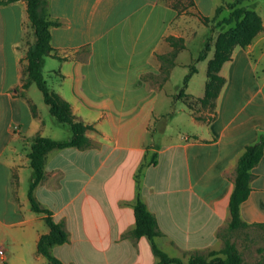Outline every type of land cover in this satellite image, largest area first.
Masks as SVG:
<instances>
[{
  "label": "crops",
  "instance_id": "0c3cea01",
  "mask_svg": "<svg viewBox=\"0 0 264 264\" xmlns=\"http://www.w3.org/2000/svg\"><path fill=\"white\" fill-rule=\"evenodd\" d=\"M202 1L213 11L202 13ZM234 1H223L220 19ZM44 6L56 23L49 28L53 50L45 57L54 65L45 82L90 126L88 146L46 154L33 190L68 236L50 253L65 264H154L150 241L129 235L137 195L162 234L157 246L170 257L186 264L192 253L220 250L237 161L264 137V2L253 3L262 31L247 46L234 47L220 67L224 84L212 109L198 102L215 39L212 23L200 17L215 15L221 6L215 0H46ZM198 25L209 29L200 51L209 38L211 48L204 60H195L199 51L182 61ZM168 36L182 40L174 57ZM34 41L26 1L0 3V264H50L37 253L49 229L30 208L28 152L33 136L71 137L67 124V131L45 124L16 92ZM192 64L196 71L184 95L166 91L174 70H184L183 83ZM43 66L44 60V78ZM154 154L156 164H150ZM251 174L239 216L264 232V147Z\"/></svg>",
  "mask_w": 264,
  "mask_h": 264
},
{
  "label": "trees",
  "instance_id": "16d2710c",
  "mask_svg": "<svg viewBox=\"0 0 264 264\" xmlns=\"http://www.w3.org/2000/svg\"><path fill=\"white\" fill-rule=\"evenodd\" d=\"M15 0H0V3H9ZM26 13L31 28L35 36V41L28 45L26 51L25 80L22 88H27L34 83L38 90L42 93L43 101L48 106V111L58 122L67 124L70 127L71 137L67 141H56L49 137L33 136L30 140L28 159L29 166L32 170V179L28 187L27 197L30 208L33 212L42 214L44 221L49 229L47 234L41 235L37 243V253L46 258L50 264H65L50 253V248L54 245L63 244L68 240L66 231L62 224L56 223L48 209L40 207L39 203L33 196V190L42 180L44 175V159L48 152L54 149H62L66 147L84 148L88 146L85 137V131L90 127L80 121H77L71 112L68 102L61 99L56 93L51 91L42 75V65L45 56L50 55L53 50L50 44V31L55 22L50 21L46 15L43 6L46 0H25ZM243 1L254 0H235L227 5L229 13L226 17L216 20L220 11L224 9V5L216 8L215 15L210 19L201 16L202 22H216L219 27L229 26L228 29L221 31L216 35L213 48V57L207 62L206 85L204 96L198 99V102L212 109L214 101L218 96L224 79L218 74L222 64L230 59L234 47H245L251 43L253 38L263 29L262 21L257 12L250 7L241 5ZM233 24V26H231ZM166 41L170 43L175 52L183 47L182 40L168 36ZM212 39L209 38L204 44L203 49L198 54L196 61L204 60L211 48ZM160 60L166 57L160 56ZM196 71L195 66L190 65L189 73L183 78V83L177 93V97L184 95V89L188 79L192 73ZM32 112H33V108ZM264 147V137L260 136L256 142L247 145L240 155L234 177V188L229 199L230 222L229 230L241 227H250L242 222L239 216V205L247 198L250 191V180L252 177L251 169L259 162ZM150 164H156V156L152 155ZM141 172V168L139 173ZM138 173V176H139ZM135 216V227L130 231L129 235L134 238L141 236L146 237L150 243L156 262L154 264H184L180 258L170 257L162 251L156 244L155 239L162 234L158 230L155 217L148 211L145 203L137 195L133 205ZM186 264H245L234 248L225 244L218 251H209L207 253H192L188 257ZM254 264H262L256 262Z\"/></svg>",
  "mask_w": 264,
  "mask_h": 264
},
{
  "label": "rangeland",
  "instance_id": "374dc122",
  "mask_svg": "<svg viewBox=\"0 0 264 264\" xmlns=\"http://www.w3.org/2000/svg\"><path fill=\"white\" fill-rule=\"evenodd\" d=\"M224 2H229L230 0H215L216 5H223ZM254 1H243L241 5L246 7H253ZM260 2H264V0H259ZM208 4L205 1L200 2V11L202 13L212 12L213 10L209 8ZM43 8L46 9V6H43ZM264 10V8H263ZM261 12V10H260ZM224 13V12H223ZM263 13V11L261 12ZM190 14V13H189ZM213 14V13H212ZM220 14L215 18L216 20H220ZM212 23V29L210 30V34L214 32V35H216L221 31V29H228L229 26H223L219 27L216 25V22ZM233 26V24H231ZM209 29L203 25H198V28L196 30V34L192 37V40L188 44V51H184L181 54V60L186 61L192 57H195L197 53L200 51L202 47V36L205 35V33H208ZM52 65H54V61L51 59L45 57L44 58V66H43V72H44V79L47 83H49V69L52 68ZM184 72V70H183ZM182 69L179 67L178 69L174 70L171 79L169 83L166 86V91H172V92H178L179 87L182 84V75H183ZM21 81L20 86L17 88L16 92L19 96L23 97V101L26 105H34L36 108V113L40 117L42 121L45 122V124H55V126H58L59 128H62L63 130H69L67 125L59 123L53 116L50 115L48 111V107L43 101L42 93L38 90L36 85L34 83H31L27 88L23 89L21 86L24 83L25 80V67H22L21 69ZM181 103H176L175 107L179 108L181 107ZM169 128H173V125H169ZM172 132V131H171ZM222 240H223V246L227 243L231 245L234 250L238 253L241 260L245 264H254L256 262H263L264 261V232L260 230L257 227H241L238 229H233L228 231H224L221 233ZM207 253V252H206Z\"/></svg>",
  "mask_w": 264,
  "mask_h": 264
},
{
  "label": "built area",
  "instance_id": "2783aa9c",
  "mask_svg": "<svg viewBox=\"0 0 264 264\" xmlns=\"http://www.w3.org/2000/svg\"><path fill=\"white\" fill-rule=\"evenodd\" d=\"M3 252H2V250H0V254H2Z\"/></svg>",
  "mask_w": 264,
  "mask_h": 264
}]
</instances>
